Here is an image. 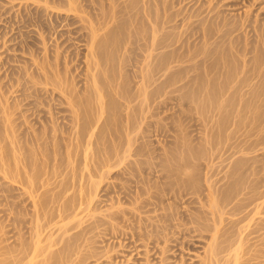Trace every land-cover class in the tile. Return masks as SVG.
Segmentation results:
<instances>
[{"label": "rangeland", "instance_id": "obj_1", "mask_svg": "<svg viewBox=\"0 0 264 264\" xmlns=\"http://www.w3.org/2000/svg\"><path fill=\"white\" fill-rule=\"evenodd\" d=\"M9 1L0 0V264H42L64 246L68 260L58 264H264V43L253 31L264 28V0H118V9L103 0L102 14H120L94 50L102 53L96 73L117 85L104 91L102 116L87 101L89 31L79 28L80 12ZM158 55L169 70L153 84L141 76ZM120 87L130 101L112 93ZM129 111L141 114L135 129ZM82 125L92 138L76 133ZM213 253L222 260L210 261Z\"/></svg>", "mask_w": 264, "mask_h": 264}, {"label": "bare ground", "instance_id": "obj_2", "mask_svg": "<svg viewBox=\"0 0 264 264\" xmlns=\"http://www.w3.org/2000/svg\"><path fill=\"white\" fill-rule=\"evenodd\" d=\"M23 1H26L27 2V0H22V2ZM103 0H56V2L54 1H50L49 0V2H51V4H50V6H51V9H52V11H57V12H59V13H61V12H67V14H70V16H76L75 14H79L78 12H80V29H83V30H87V31H89V33H87V36H84L85 38L87 37V41L86 42H88V44H89V47H88V52H90L89 53V55H87V58H86V60H87V67H88V69H89V71H91V72H89L90 73V80L89 81H92V86L93 87H89V89H92L89 93V95H90V97H89V95L87 96L88 97V99H87V101L89 100V101H91V99L93 100H96L95 102L94 101H91L92 103H95V106H92V107H95L92 111H94L95 110V112H93V114L95 113V115H92V116H102V115H104L105 114V112H107L109 109H108V106H107V104H105L103 101H102V96L104 95V91L106 92V88H112V82H103L102 81V77H101V75H103V74H101L100 75V73H98L99 71H97V73L99 74H97L96 73V70H97V66H98V62L100 63V61H102V60H99L98 58H99V56H101L100 54H102V53H98V51H99V49H100V47H101V44H102V42L101 41H98V37L100 36L99 35V33H101L100 31H103V30H105L106 29V31H107V29H108V27L110 26V25H113L115 22H116V19H118L119 18V14H118V18H115L116 16H113L114 18H111L110 17V15L109 16H105L104 14H102L103 13V8H104V6L106 5H104V3L106 2L108 5H106V7H110V8H113L114 9V7H115V5H116V3L117 4H120L121 5V3H119V1H121V0H104L105 2L103 3L102 2ZM123 1V0H122ZM150 1V0H149ZM13 2H15L14 0H10L9 1V4H13ZM39 2V1H38ZM49 2L47 3V4H49ZM135 2H136V0H135ZM147 2V1H146ZM257 0H253L252 1V4L255 6L256 4H257ZM30 3V2H29ZM29 3H26L25 5H27L26 6V8H27V10L34 4V3H31V4H29ZM125 3V2H124ZM251 3V2H250ZM24 4V3H23ZM35 4H37V3H35ZM38 4H40V3H38ZM14 5V4H13ZM24 5V6H25ZM29 5H31V6H29ZM136 5V4H135ZM155 5V4H154ZM252 5V6H253ZM37 6V5H36ZM35 6V8H37ZM39 6V5H38ZM122 6V5H121ZM32 7H34V6H32ZM42 7V6H41ZM117 7H119V6H116L115 8H117ZM126 7V6H125ZM127 7H130V6H127ZM166 7V6H165ZM24 8V7H23ZM25 8V9H26ZM34 8V9H35ZM48 8V7H47ZM122 8V7H121ZM132 8V7H131ZM162 8H164V7H162ZM38 9V8H37ZM37 9H35V10H37ZM40 9V8H39ZM48 9H50V8H48ZM118 9V8H117ZM125 10H126V8H124ZM45 11H46V13H47V9H44ZM124 11V10H123ZM126 11H130L131 12V10H130V8L128 9L127 8V10ZM133 11V10H132ZM42 12H43V10H42ZM130 12H128V15H127V13L124 15V16H128L129 17V14H132V13H130ZM52 13H54V12H52ZM121 13H123V12H121ZM48 14H49V12H48ZM54 14H56V15H59V14H57L56 12L54 13ZM72 14V15H71ZM110 14V13H109ZM60 15H62V14H60ZM102 17H101V16ZM142 15H144L143 13H142ZM38 16H40V14L38 15ZM54 16V15H53ZM97 16H100L101 17V19L100 20H98V19H96V17ZM122 16V15H121ZM147 16V15H146ZM145 16V17H146ZM151 17H153L154 15H153V13H152V15H150ZM50 17H51V15H50ZM56 17V16H55ZM62 17V16H61ZM131 17V16H130ZM58 19H59V17H57ZM74 18V17H73ZM72 18V19H73ZM56 19V18H55ZM114 19H115V21H114ZM122 19V18H121ZM156 19V18H155ZM246 19V18H245ZM49 20V19H48ZM74 20V19H73ZM119 20V19H118ZM124 20V19H123ZM127 20V19H126ZM125 20V21H126ZM75 21V20H74ZM73 21V23H71V24H73L74 25V22ZM114 21V22H113ZM124 21V22H125ZM130 21V20H129ZM154 21H156V20H154ZM153 21V22H154ZM250 21V20H249ZM55 22V21H54ZM53 22V23H54ZM67 22V21H66ZM69 20H68V24H69ZM71 22H72V20H71ZM111 22L113 23V24H111ZM123 22V23H124ZM127 22H128V20H127ZM50 23L51 22H49V25H50ZM156 23V22H155ZM247 23V22H246ZM43 23H41V25H42ZM67 24V23H66ZM66 24H65V26H66ZM44 25V24H43ZM45 25H48V24H45ZM51 25H52V23H51ZM50 25V26H51ZM54 25V24H53ZM56 25L57 24H55V27H56ZM127 25V24H126ZM156 25V24H155ZM250 25V24H249ZM49 26V27H50ZM42 27H45L46 28V26H42ZM52 27V26H51ZM50 27V28H51ZM68 27V26H67ZM250 27H252L251 25L249 26V28ZM48 28V27H47ZM56 28H58V27H56ZM49 29V28H48ZM56 30V29H55ZM45 31V30H44ZM56 31H58V29L56 30ZM159 31H160V28H159ZM253 31H254V33L256 34H258V35H256L257 36V41L259 42H263L264 43V28H262V27H253ZM65 32V31H64ZM68 32V31H67ZM82 32V31H81ZM84 32V31H83ZM104 32V31H103ZM161 32V31H160ZM159 32V33H160ZM73 33V32H72ZM84 33H86V32H84ZM83 33V34H84ZM108 33H109V31H108ZM159 33H157V34H159ZM70 34V33H69ZM82 34V35H83ZM101 34H103V33H101ZM82 35L80 36V38H82ZM153 35H155V34H153ZM204 35V34H203ZM202 35V36H203ZM207 35H208V33H207ZM105 36V35H104ZM110 36V35H109ZM156 36H158V35H156ZM156 36H154L153 37V42H152V44L150 43V45L152 46V50H159V48H161V46H162V41H161V39L160 38H156ZM212 36V35H211ZM59 37V36H58ZM62 37V36H61ZM101 37V36H100ZM163 37V36H162ZM207 38H209V36H206ZM104 38V37H103ZM214 38V37H213ZM225 38V37H224ZM59 39V38H58ZM57 39V40H58ZM72 39V38H71ZM157 39H159L161 42H159V45H161V46H159V47H157L156 46V42H158V41H156L155 42V40H157ZM84 40V39H83ZM86 40V39H85ZM100 40H102L103 41V39H100ZM105 40V39H104ZM163 40V39H162ZM63 41V40H62ZM61 41V42H62ZM108 41V40H107ZM111 41V40H110ZM152 41V40H151ZM83 42V41H82ZM85 42V41H84ZM85 42V43H86ZM104 43V42H103ZM155 43V44H154ZM62 44V43H61ZM108 44V43H107ZM135 44V43H134ZM145 44V43H144ZM158 44V43H157ZM42 45V44H41ZM64 46V45H63ZM155 46H156V49H153V48H155ZM62 47V46H61ZM67 47V46H66ZM102 47H103V44H102ZM102 47H101V49H102ZM234 47V46H233ZM64 48H65V46H64ZM144 48V47H143ZM158 48V49H157ZM234 48H236V47H234ZM60 49V48H59ZM58 49V50H59ZM98 50V51H96V53L94 52V50ZM189 49V48H188ZM187 49V50H188ZM66 49H64V51H65ZM186 50V51H187ZM43 51V50H42ZM45 51V50H44ZM51 51V50H50ZM63 51V52H64ZM101 52H102V50H100ZM238 51V50H237ZM33 52V51H32ZM57 52V51H56ZM62 52V53H63ZM66 52V51H65ZM71 52V51H70ZM70 52H68V54H66L65 53V56L66 55H69V53ZM156 52V51H155ZM188 52H189V50H188ZM187 52V53H188ZM61 53V52H60ZM60 53H59V55H60ZM151 53V52H150ZM182 53V52H181ZM50 54V53H49ZM57 54V53H56ZM73 55H74V53H72ZM70 55V57L69 58H71L73 61H75L74 59L75 58H73L72 56L73 55ZM131 54V53H130ZM203 54V53H202ZM32 55V54H31ZM55 55V54H54ZM58 55V54H57ZM58 55V56H59ZM61 55H64V53L63 54H61ZM152 55H154V54H149V58H151L152 57ZM157 55V54H156ZM155 55V56H156ZM170 55V54H169ZM175 55V57H177L178 59H177V61L178 62H180V61H184V59H185V57L184 58H182V57H180V56H177V55H181V54H174ZM47 56V55H46ZM52 56V55H51ZM50 56V57H51ZM86 56V55H85ZM105 56V55H104ZM148 56V55H147ZM155 56H153V60H152V66H149V65H147V66H149V68L150 67H152V69L150 68V69H148V71L146 70V72L145 73H143L142 75L143 76H141V77H143L144 79H145V81H146V79H150V80H152V83H153V81H155L156 82V80L158 81V78L159 77H162L163 76V74L165 73V72H167L168 70H169V67H167V66H169V65H164V62H163V58H162V56H164V55H162V56H160V55H158L157 57H155ZM160 56V57H159ZM182 56H184V55H182ZM190 56V55H189ZM194 56V55H193ZM44 57V56H43ZM57 57V56H56ZM55 57V58H56ZM59 57H61L62 58V56H59ZM64 57V56H63ZM67 57V56H66ZM84 57V56H83ZM127 57V56H126ZM165 57V56H164ZM180 57V58H179ZM191 57V56H190ZM31 58V57H30ZM60 58V59H61ZM65 58V57H64ZM102 58V57H101ZM167 58V57H166ZM182 58V59H181ZM188 58V57H187ZM40 59V58H39ZM43 59V58H42ZM46 59V58H45ZM48 59V58H47ZM56 59H59V58H56ZM59 59V60H60ZM63 59V58H62ZM62 59H61V62H62ZM97 59L99 60L98 62H96L97 61ZM105 59V58H104ZM106 59H108V58H106ZM147 59V58H146ZM168 59V58H167ZM166 59V60H167ZM176 59V58H175ZM180 59V60H179ZM52 60V57L50 58V61ZM59 60H57V62L59 61ZM70 60V59H69ZM85 60V61H86ZM124 60V59H123ZM189 60V59H188ZM188 60H187V62H188ZM47 62L49 61V60H46ZM81 61V60H80ZM104 61H106V60H104ZM168 61H171L170 59L168 60ZM173 61V60H172ZM177 61L175 60V61H173V62H176L177 63ZM44 62V61H43ZM46 62V63H47ZM53 62H54V60H53ZM61 62H59L60 63V65H61ZM63 62H64V59H63ZM63 62H62V66L61 67H63L64 65H63ZM67 62H68V60L66 61V59H65V68L67 67L66 66V64H67ZM69 62H71V61H69ZM84 61H82V63H83ZM92 62L93 63H95V64H92ZM125 62V61H124ZM181 62V63H182ZM186 61H184L183 63H185ZM204 62V61H203ZM50 64H51V62H49ZM49 63H47V66H45V69H47V67H48V64ZM56 63V62H55ZM54 63V64H55ZM96 63H97V65H96ZM104 63V62H103ZM166 63H168V62H166ZM170 63V62H169ZM168 63V64H169ZM49 64V65H50ZM73 64V63H72ZM71 64V65H72ZM92 64V65H91ZM101 64V63H100ZM106 64V63H105ZM126 64H127V62H126ZM170 64H172V63H170ZM43 65H44V63H43ZM55 65H57V63L55 64ZM60 65L58 66L59 68H61L60 67ZM68 65V64H67ZM69 65H70V63H69ZM70 65V67L68 66L67 68H68V70H69V68H71V70H72V72H74L73 71V67ZM37 66V65H36ZM40 66V65H39ZM41 66H42V64H41ZM54 66V65H53ZM73 66H74V64H73ZM77 66V65H76ZM104 66V65H103ZM122 66V65H121ZM44 67V66H43ZM50 67V66H49ZM48 67V68H49ZM122 67H124V66H122ZM212 67V66H211ZM67 68H66V70H67ZM103 68V67H102ZM125 68V67H124ZM148 67H146V69H147ZM36 69H37V67H36ZM38 71H40V68L38 67ZM62 69H64V67L62 68ZM172 69H173V67H172ZM209 69V68H208ZM23 70V69H22ZM49 70V69H48ZM67 70V71H68ZM98 70H99V68H98ZM102 70V69H101ZM145 70V69H144ZM210 70H211V68H210ZM34 71V70H33ZM42 71H46V70H42ZM53 71V70H52ZM60 71V70H59ZM59 71H58V73H59ZM62 71H64V70H62ZM61 71V73L63 74H65V72H62ZM66 71V72H67ZM126 71V70H125ZM171 71V70H170ZM212 72L214 71V69L212 68V70H211ZM222 71V70H221ZM57 72V71H56ZM69 72H70V70H69ZM87 72V73H88ZM101 72V71H100ZM211 72V73H212ZM223 72V71H222ZM27 73V72H26ZM68 73V72H67ZM75 73V72H74ZM127 73V72H126ZM210 73V72H209ZM34 74V73H33ZM38 74V73H37ZM41 74L42 73H40V76H41ZM45 74V73H44ZM43 74V76L45 77V75L47 76V74H45L44 75ZM49 75H51L52 73H48ZM70 74H72V73H70ZM141 74V73H140ZM167 74V73H166ZM166 74H164V77H165V75ZM225 74H226V72H225ZM231 74V73H230ZM230 74L228 75V74H226L225 76H226V79H227V76L229 77L230 76ZM23 75V74H22ZM39 75V74H38ZM55 75V74H54ZM68 75L69 74H66V76H65V78L66 79H68ZM158 75H159V77H158ZM232 75V74H231ZM40 76H38V77H40ZM53 76V75H52ZM55 76H59V75H55ZM71 77H72V75H70ZM69 76V77H70ZM123 76V75H122ZM126 76V75H125ZM156 76H157V79H156ZM27 77V76H26ZM54 77V76H53ZM41 78V77H40ZM43 78V77H42ZM47 78H50V77H47ZM52 78V77H51ZM74 78V77H73ZM72 78V79H73ZM127 78V77H126ZM156 80H155V79ZM170 78V77H169ZM171 78H173V77H171ZM46 79V78H45ZM58 79V78H57ZM57 79H55V80H57ZM64 79V78H63ZM71 79V78H70ZM108 79H110V78H108ZM107 79V80H108ZM229 79H230V77H229ZM34 80V79H33ZM42 80H44V78L42 79ZM53 80V79H52ZM51 80V81H52ZM69 80V79H68ZM68 80H66V81H68ZM124 80H125V78H124ZM148 81V82H151V81ZM160 80V79H159ZM170 80H172V79H170ZM59 82H60V80H58ZM58 81H56V82H58ZM63 81V80H62ZM61 81V82H62ZM73 81V80H72ZM109 81V80H108ZM111 81V80H110ZM29 83H31L30 81H28ZM33 82H36V81H33ZM55 82V81H54ZM119 82V81H118ZM144 82V81H143ZM147 82V83H148ZM49 83V82H48ZM66 83V82H65ZM91 83V82H90ZM146 83V84H147ZM159 83V82H158ZM27 84V83H26ZM50 84V83H49ZM56 84V83H55ZM60 84V83H59ZM68 84H69V81H68ZM68 84H66V85H68ZM77 84V83H76ZM75 84V85H76ZM151 84V83H150ZM154 84V83H153ZM157 83H155V85H156ZM90 85V84H89ZM119 85V84H118ZM148 85V84H147ZM214 85V84H213ZM62 86V85H61ZM91 86V85H90ZM128 86V85H127ZM115 87H117V85L115 84L114 85V89H115ZM143 87V86H142ZM147 87V86H146ZM160 87V85H158V88ZM37 88V87H36ZM113 88H112V90H113ZM127 88V87H126ZM125 88V89H126ZM237 88V87H236ZM54 89V88H53ZM64 87H63V92H62V94H65V97L66 96H68L69 95V97L67 98L68 99V101H67V103L69 104V105H73L74 104V102H75V97L73 96V94L72 93H69L68 91H64ZM120 90H121V87L119 88ZM36 90V89H35ZM35 90H33V91H35ZM62 90V89H61ZM61 90H60V92H61ZM66 90H67V88H66ZM69 90V89H68ZM87 90V89H86ZM85 89H84V91H86ZM109 90V89H108ZM111 90V91H112ZM212 90V89H211ZM217 90V89H216ZM223 90H227V88H223ZM237 90H239V89H237ZM37 91V90H36ZM118 90H114V91H112V93L114 94V95H116L115 97L116 98H118V97H121V99H124L126 102H128V101H130L129 99H130V97H128V95H126L125 96V91L122 89L121 91H119V92H117ZM159 91V90H158ZM110 92V91H109ZM144 92V91H143ZM212 92H213V90H212ZM39 93V95H41L40 94V92H38ZM37 93V94H38ZM45 93V92H44ZM50 93V92H49ZM55 93V92H54ZM82 93V92H81ZM112 93H111V95H112ZM145 93V92H144ZM32 94V93H31ZM34 94H35V92H34ZM33 94V95H34ZM47 94V93H46ZM61 94V99H62V96L64 97V95H62ZM66 94H68V95H66ZM130 94V93H129ZM114 95H112V96H114ZM35 96V95H34ZM45 96V95H44ZM118 96V97H117ZM31 97V96H30ZM37 97V96H36ZM48 97V96H47ZM65 97L63 98L65 101H66V99H65ZM78 97V96H77ZM76 97V98H77ZM127 97V98H126ZM153 97V96H152ZM42 98H43V96H42ZM102 98V99H101ZM129 98V99H128ZM134 98V97H133ZM85 99H86V97H85ZM120 99V100H121ZM135 99V98H134ZM64 100H63V102H64ZM136 100V99H135ZM139 101V100H138ZM44 102V101H43ZM131 102H133V101H131ZM130 102V103H131ZM39 103V102H38ZM125 103V102H124ZM141 103V102H140ZM143 103V102H142ZM67 104V105H68ZM146 105V104H145ZM134 106V105H133ZM141 106V105H140ZM91 107V108H92ZM128 107H130V106H128ZM139 107V106H138ZM158 107V106H157ZM113 108V107H112ZM124 108V107H123ZM159 108V107H158ZM131 109V108H130ZM129 109V110H130ZM133 109H137V108H132V110ZM126 110V109H125ZM127 110H128V108H127ZM135 111V110H134ZM138 110H136L135 111V114L137 115V112ZM157 111V110H156ZM127 112V111H126ZM130 113H131V115H132V112L133 111H129ZM137 112V113H136ZM158 112V111H157ZM76 114V113H75ZM92 114V113H91ZM134 114V113H133ZM157 114V113H156ZM129 115V114H128ZM136 115H132L131 117H130V115L129 116H127V119H126V123L128 124V126H129V124L130 125H132L131 127L132 128H137V127H139L140 126V124L142 123L141 121H140V119H142V118H140V117H138V116H140L141 114H140V112H139V115L138 116H136ZM55 118H56V116H55ZM94 119V118H93ZM96 120H97V118H96ZM9 123V122H8ZM11 123V122H10ZM14 123V122H13ZM96 123V122H95ZM94 123V124H95ZM92 124V123H91ZM97 124V123H96ZM77 125V124H76ZM8 126V125H7ZM51 126V125H50ZM58 125H56V127H57ZM83 127H81L80 126V130L77 132L76 131V133H78V135H82L83 134V136H86L87 135V132H88V135H87V137L89 136V133H90V129L91 128H86V126L84 127V125H82ZM92 127H94L93 126V124L91 125ZM127 126V127H128ZM13 127V126H12ZM44 127V126H43ZM128 128H130V127H128ZM33 129V128H32ZM131 129V128H130ZM13 130V129H12ZM56 130V129H55ZM78 130V129H77ZM43 131V130H42ZM94 130H91V132H92V134L89 136L90 138H92V136H93V134H94V132H93ZM51 132V131H50ZM55 133V132H54ZM127 134V133H126ZM142 135V134H141ZM24 136H26V135H24ZM97 136V135H96ZM128 136V135H127ZM131 137H132V135H130ZM126 137V136H125ZM32 138V137H31ZM82 138V137H81ZM84 139H85V137H83ZM30 139V138H29ZM79 139V138H78ZM26 140V139H25ZM130 141H132V138L131 139H129ZM14 141V140H13ZM30 141V140H29ZM98 141V140H97ZM129 141V142H130ZM11 142V141H10ZM27 142V141H26ZM14 143H16V142H14ZM13 143V144H14ZM128 143V142H127ZM136 143V142H135ZM130 149V148H129ZM16 151V150H15ZM4 152V151H3ZM129 152V151H128ZM4 154V153H3ZM2 154V155H3ZM15 154V153H14ZM15 155H17V153L15 154ZM4 158V157H3ZM18 158V157H17ZM16 159V158H15ZM14 159V160H15ZM109 159H110V157H109ZM1 160V159H0ZM17 160H19V159H17ZM25 160H26V158H25ZM2 161V160H1ZM23 161V160H22ZM109 160H107L106 162H108ZM121 161V160H120ZM102 162V161H101ZM104 162V161H103ZM110 162V161H109ZM111 162H112V160H111ZM241 162V161H240ZM17 163V162H16ZM23 163V162H22ZM15 164V163H14ZM17 164H19V163H17ZM17 164H16V166H17ZM108 164V169L110 170L113 166H114V164H113V166L112 165H110V163H107ZM116 164V163H115ZM15 166V165H14ZM21 166V165H20ZM103 166H104V164H103ZM18 167V166H17ZM10 168V167H9ZM19 168V167H18ZM17 169V168H16ZM5 171V170H4ZM10 171V170H9ZM12 171V170H11ZM10 171V172H11ZM16 175V174H15ZM31 177V176H30ZM34 177V176H33ZM37 177V176H36ZM30 179V178H29ZM33 179V178H32ZM35 179V178H34ZM32 182H33V180H32ZM144 191V190H143ZM151 195V194H150ZM224 195V194H223ZM138 196H140V195H138ZM142 196V195H141ZM153 196V195H152ZM216 198V197H215ZM139 199V198H138ZM137 199V200H138ZM221 199V198H220ZM214 201H212V205H213V207L214 208H216V206L218 205V202H217V200L216 199H213ZM137 204H138V202H137ZM139 204H141V202L139 203ZM138 204V205H139ZM210 204V205H211ZM258 205V204H257ZM259 205H261V204H259ZM72 206V205H71ZM141 206V205H140ZM159 206V205H158ZM125 207V206H124ZM218 207V206H217ZM256 207V206H255ZM117 208V207H116ZM132 208V207H131ZM161 208V207H160ZM236 208V207H235ZM263 208H264V205H263ZM65 209V208H64ZM121 209H123V208H121ZM223 209V208H222ZM237 209V208H236ZM257 209V208H256ZM255 209V210H256ZM233 210V209H232ZM258 210V209H257ZM67 211V210H66ZM124 211V210H123ZM220 211V210H219ZM221 211H223V210H221ZM234 211V210H233ZM238 211V210H237ZM62 212V211H61ZM146 212V211H145ZM149 212V211H148ZM173 212V211H172ZM255 212H257L258 213V211H255ZM261 212H263L264 213V210L263 211H261ZM111 213V212H110ZM219 213V212H218ZM113 214V213H112ZM132 214V213H131ZM130 214V215H131ZM223 214V213H222ZM232 214V213H231ZM51 215V214H50ZM176 215V214H175ZM220 216H221V214H219ZM114 217H115V215H113ZM124 216V215H123ZM190 216V215H189ZM215 216V215H214ZM217 217H218V215H216ZM173 217V216H172ZM178 217V216H177ZM181 217V216H180ZM222 217V216H221ZM62 218V217H61ZM94 218V217H93ZM120 218V217H119ZM128 218V217H127ZM161 218V217H160ZM168 218V217H167ZM220 218V217H219ZM96 219V218H95ZM217 219V218H216ZM61 220V219H60ZM99 220V219H98ZM129 220V219H128ZM179 220V219H178ZM185 220V219H184ZM187 220H189V219H187ZM52 221V220H51ZM96 221V220H95ZM116 221V220H115ZM118 221V220H117ZM143 221H145V220H143ZM191 221H193L192 219H191ZM53 222V221H52ZM104 222V221H103ZM159 222V221H158ZM184 222V221H183ZM187 221H185V223H186ZM264 222V221H263ZM97 223V222H96ZM145 223V222H144ZM157 223V222H156ZM221 223V222H220ZM108 224V223H107ZM154 224V223H153ZM172 224V223H171ZM130 225V224H129ZM213 225V224H212ZM220 225H222V224H220ZM94 227H96L95 225H93ZM118 226V225H117ZM121 226H123V225H121ZM217 226V225H216ZM89 227H91V225L89 226ZM88 227V228H89ZM101 227V226H100ZM167 227V226H166ZM260 227L262 228V226L260 225ZM99 228V227H98ZM117 228V227H116ZM126 228V227H125ZM130 228V227H129ZM139 228V227H138ZM137 228V229H138ZM144 228V227H143ZM157 228V227H156ZM168 228V227H167ZM166 228V229H167ZM65 229H66V227H65ZM68 229V228H67ZM131 229V228H130ZM147 229V228H146ZM158 229V228H157ZM163 229V228H162ZM255 229H256V227H255ZM263 229V228H262ZM90 230V229H89ZM93 230V229H92ZM105 230V229H104ZM84 231H85V229H84ZM83 231V232H84ZM87 231V230H86ZM107 231V230H106ZM130 231V230H129ZM137 231V230H136ZM157 231V230H156ZM155 231V232H156ZM98 232V231H97ZM127 232V231H126ZM152 232V231H151ZM204 232V231H203ZM255 232V231H254ZM257 232V231H256ZM86 233V232H85ZM94 233V232H93ZM96 233V232H95ZM135 234H136V232H134ZM140 233V232H139ZM139 233H138V236L136 235V237H140L139 236ZM148 233V232H147ZM157 233V232H156ZM170 233V232H169ZM215 233V232H214ZM252 233V232H251ZM250 233V234H251ZM70 234V233H69ZM83 234V233H82ZM87 234V233H86ZM111 234V233H110ZM114 234V233H113ZM112 234V235H113ZM171 234V233H170ZM249 234V233H248ZM130 235H132V234H130ZM168 235V234H167ZM252 235V234H251ZM254 235V234H253ZM261 235V234H260ZM70 236V235H69ZM97 236H98V234H97ZM170 236V235H169ZM180 236V235H179ZM219 236V235H218ZM224 236V235H223ZM66 237V236H65ZM112 237V236H111ZM178 237V236H177ZM182 237V236H181ZM214 237V236H213ZM91 238V237H90ZM141 239H142V236L140 237ZM144 238V237H143ZM154 238V237H153ZM215 239H216V237H214ZM87 239V238H86ZM156 239V238H155ZM172 239H174V238H172ZM88 240V239H87ZM135 240V239H134ZM138 240V239H137ZM140 240V239H139ZM169 240V239H168ZM214 240V239H213ZM217 240H218V237H217ZM216 240V241H217ZM136 241V240H135ZM222 241V240H221ZM140 242V241H139ZM142 242V241H141ZM173 242V241H172ZM182 242V241H181ZM214 242V241H213ZM226 242V241H225ZM228 242V241H227ZM243 242V241H242ZM164 243H166V242H164ZM184 243V242H183ZM224 243V242H223ZM239 243V242H238ZM220 244V243H219ZM64 245V244H63ZM67 245H69V244H67ZM145 245V244H144ZM167 245V244H166ZM181 245H183V244H181ZM189 245V244H188ZM211 245H212V243H211ZM233 245V244H232ZM237 245H239V244H237ZM70 246V245H69ZM178 246H179V244H178ZM213 246V245H212ZM221 246V245H220ZM219 246V247H220ZM177 247V246H176ZM218 247V246H217ZM224 247V246H223ZM228 247V246H227ZM226 247V248H227ZM232 247V246H231ZM236 247V246H235ZM59 248V247H58ZM70 248V247H69ZM69 248L67 249V247H65L64 246V248L63 247H61L59 250H57L56 252L54 251V253H52V251H51V253H49L50 255H47L48 257H47V259H46V262H44L45 260V258H46V256H44L45 258L43 259V261H42V264H58V263H62L63 261L64 262H66L65 260H68L67 259V256H68V254H69ZM86 248V247H85ZM158 248V247H157ZM226 248H224V249H226ZM230 248V247H229ZM228 248V249H229ZM237 248V247H236ZM238 248H239V246H238ZM87 249V248H86ZM164 249V248H163ZM167 249V248H166ZM240 249H241V247H240ZM40 251H42L41 249H39ZM38 250V253L40 252ZM44 250V249H43ZM94 250V249H93ZM213 250V249H212ZM219 250V249H218ZM222 250V249H221ZM220 250V251H221ZM231 250V249H230ZM22 251V250H21ZM20 251V252H21ZM35 251H37V250H35ZM82 251V250H81ZM95 251V250H94ZM165 251V250H164ZM224 251V250H223ZM47 252V251H46ZM46 252H40V253H42V254H45L46 255ZM68 252V253H67ZM88 252H89V250H88ZM93 252V251H92ZM109 252V251H108ZM213 252H215V251H213ZM227 252H229V251H227ZM234 252H238V250H236V251H233V253ZM240 252V251H239ZM26 253V252H25ZM95 253V252H94ZM158 253V252H157ZM223 252H221V254H222ZM226 253V252H225ZM224 253V255L226 256V254ZM241 253V252H240ZM16 254V253H15ZM41 254V255H42ZM165 254V253H164ZM237 254V253H236ZM236 254H234V256H235V258L238 256V255H236ZM17 255V254H16ZM36 257H37V252H36ZM96 255H97V253H96ZM106 255H107V252H106ZM211 255V257L209 258L210 259V261H214V260H216V258L218 259V257H217V255H219L220 256V253L219 254H210ZM228 255V254H227ZM230 255V254H229ZM246 255V254H245ZM13 256V255H12ZM11 256V257H12ZM38 256H40V255H38ZM86 256V255H85ZM244 256V255H243ZM243 256H241V257H243ZM251 256V255H250ZM34 257V256H33ZM41 257V256H40ZM239 257V256H238ZM237 257V258H238ZM87 258V257H86ZM90 258V257H89ZM88 258V259H89ZM95 258V257H94ZM225 258V257H224ZM235 258H234V261H236L235 260ZM12 259V258H11ZM37 259V258H36ZM36 259H32L31 258V260H29V261H32L33 262V260H36ZM39 259V258H38ZM37 259V260H38ZM208 259V258H207ZM240 259V258H239ZM250 259V258H249ZM18 260V259H17ZM83 260V259H82ZM81 260V261H82ZM218 260H222V259H218ZM70 261V260H69ZM86 261V260H85ZM206 261V260H205ZM225 261H227V260H225ZM28 262V261H27ZM32 262L30 263V264H32ZM37 261H35V263H36ZM40 262V261H39ZM209 262V261H208ZM214 262H216V261H214ZM219 262V261H218ZM223 262V261H222ZM17 263V262H16ZM19 263H21V262H19ZM34 263V262H33ZM34 263V264H35ZM207 263V262H206ZM225 263V262H224ZM227 263V262H226ZM234 264H235V262H233ZM232 263V264H233ZM244 262H242V264H243ZM247 263H248V261H247ZM251 263V262H250ZM253 263V262H252ZM2 264V263H1ZM4 264V263H3ZM18 264V263H17ZM25 264V263H24ZM40 264H41V262H40ZM79 264V263H78ZM80 264H83V262L82 263H80ZM208 264V263H207ZM214 264V263H213ZM216 264H217V262H216ZM237 264V263H236ZM239 264H240V262H239Z\"/></svg>", "mask_w": 264, "mask_h": 264}]
</instances>
